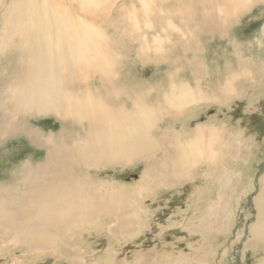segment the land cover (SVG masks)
<instances>
[{
  "label": "rangeland",
  "instance_id": "rangeland-1",
  "mask_svg": "<svg viewBox=\"0 0 264 264\" xmlns=\"http://www.w3.org/2000/svg\"><path fill=\"white\" fill-rule=\"evenodd\" d=\"M219 2L153 0L150 11L144 14L139 0H113L108 9L95 13L93 20L117 56L114 84L102 82L94 74L88 85L92 91L106 95L112 87L124 89L125 93L110 100L113 106L121 103L129 107L127 101L132 91H137L146 103L157 105L172 84L180 82L221 98V102L190 105L176 118L161 117L153 137L161 140L170 131L187 134L208 123L223 130L222 140L230 137L237 140L240 146L236 148L237 160L222 154L210 167L198 165L189 175L191 178L182 183L149 189L148 196L136 193L132 207L141 210L138 212L141 218L136 219L137 229L133 226L134 232L130 234L107 230L114 221L113 212L79 228L65 226L58 230L65 253L52 248L30 252L24 245H12V236L8 235L11 238L7 240L0 231V264H91L97 257H106L107 253L103 254L106 250L115 254L111 264H148L153 258H168L165 264L183 258L180 264H264V240L257 242L250 233L257 215L254 200L261 188L259 179L264 176V0H252L227 23L218 14ZM145 20L151 23L150 28L144 24ZM5 64V60H0L1 66ZM228 78L236 93L231 100H222L221 87ZM26 121L42 135L52 134L55 138L61 129V122L54 116L30 117ZM64 125L72 129L69 122ZM28 142L21 133L0 138V181L11 184L13 189L17 188L13 180H19L15 177L19 176L22 164L44 159V148ZM161 153L154 161L160 159ZM148 160L103 167L77 164L69 170L82 180L86 177L89 182L102 183L105 190L116 186L135 189L142 179L146 180ZM223 171L239 176V185L226 190L234 195L226 226L217 232L213 222L207 221V229L214 231L203 243V236L190 232L189 225H198L202 217L209 220L210 206L215 203L217 208L222 189L217 178ZM237 191L242 193L238 195ZM146 256L151 260L145 259Z\"/></svg>",
  "mask_w": 264,
  "mask_h": 264
},
{
  "label": "bare ground",
  "instance_id": "bare-ground-1",
  "mask_svg": "<svg viewBox=\"0 0 264 264\" xmlns=\"http://www.w3.org/2000/svg\"><path fill=\"white\" fill-rule=\"evenodd\" d=\"M112 1L0 0V60L6 61L5 66L0 65V81L5 77L3 84L0 83V138L21 133L30 145L44 148L41 162L28 160L22 164L19 176L15 177L19 180H13L17 183L16 189L0 181V231L7 240L11 238L8 239V235L12 236V245H24L30 252L52 248L65 253L58 240V230L65 226L79 228L100 217L106 218L112 212L114 221L107 230L130 234L134 232L136 219L141 218L138 213L141 210L133 208L136 193L148 196L153 188L182 183L191 178L189 175L198 165L210 167L222 154L230 155L232 160L238 158L237 140L232 137L222 140L223 130L208 123L196 126L187 134L170 131L161 140L153 137L161 117L176 118L190 105L220 101L221 98L206 95L200 88H192L187 82L173 83L163 95L162 103L157 105L146 103L137 91H132L127 101L129 107L121 103L113 106L110 102L124 89L114 86L107 95L91 90L88 81L94 74H98L102 82L114 84L113 66L117 56L113 55L105 34L93 20L95 13L108 9ZM218 1V14L225 23L252 2ZM139 2L141 11L147 14L151 3L149 0ZM144 24L151 27L146 20ZM221 91L222 100L236 93L231 79H227ZM40 116H54L61 122L56 138L52 134L42 135L40 130L26 123L27 118ZM68 122L72 129L64 127ZM170 133L172 135L167 137ZM159 152H162L160 159L154 161ZM148 158L151 160L147 161L144 171L146 180L142 179L135 189L116 186L105 190L101 188L102 183L89 182L86 177L82 180L69 170L77 164L127 165L136 159L146 161ZM217 181L222 188L217 208L215 203L210 206L209 220L202 217L200 225H189L190 232L203 236V243L214 230L218 232L226 226L230 200L234 196L226 190L238 187L239 176L223 171ZM259 181L261 188L254 200L257 215L250 233L253 240L262 242L263 175ZM239 193L242 192H236ZM207 221L213 222L214 230L207 229ZM106 253L105 259L97 257L91 264H111L115 254L110 250L103 254ZM144 258L151 260L149 256ZM167 259L153 258L149 263L165 264ZM182 260L173 259L174 264ZM79 261L82 262V258Z\"/></svg>",
  "mask_w": 264,
  "mask_h": 264
}]
</instances>
